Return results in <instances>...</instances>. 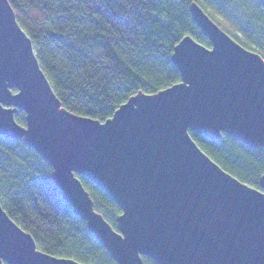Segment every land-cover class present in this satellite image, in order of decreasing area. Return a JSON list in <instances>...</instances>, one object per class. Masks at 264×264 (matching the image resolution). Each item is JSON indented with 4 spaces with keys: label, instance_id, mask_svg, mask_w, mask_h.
Returning a JSON list of instances; mask_svg holds the SVG:
<instances>
[{
    "label": "water",
    "instance_id": "95a60500",
    "mask_svg": "<svg viewBox=\"0 0 264 264\" xmlns=\"http://www.w3.org/2000/svg\"><path fill=\"white\" fill-rule=\"evenodd\" d=\"M211 46L184 36L172 60L181 80L139 91L101 121L63 106L9 0H0V135L24 139L52 165L73 211L117 264H264L262 189L225 170L190 131L264 146V57L197 2ZM26 113V124L15 114ZM78 175L122 209L116 228ZM0 264H85L38 248L0 202Z\"/></svg>",
    "mask_w": 264,
    "mask_h": 264
},
{
    "label": "trees",
    "instance_id": "16d2710c",
    "mask_svg": "<svg viewBox=\"0 0 264 264\" xmlns=\"http://www.w3.org/2000/svg\"><path fill=\"white\" fill-rule=\"evenodd\" d=\"M193 1L200 0H9L63 106L101 121L139 91L155 93L181 80L172 54L184 36L211 46L192 17ZM202 1L233 21L247 38L243 45L256 44L264 57V0H237L234 8L230 0ZM241 9L247 19L237 17ZM15 118L26 124L22 109ZM190 134L225 170L262 189L264 146L252 147L224 132L220 139ZM52 173L51 163L24 139L0 135V202L38 248L85 264H117L74 213ZM78 176L95 209L116 228L121 207Z\"/></svg>",
    "mask_w": 264,
    "mask_h": 264
},
{
    "label": "rangeland",
    "instance_id": "374dc122",
    "mask_svg": "<svg viewBox=\"0 0 264 264\" xmlns=\"http://www.w3.org/2000/svg\"><path fill=\"white\" fill-rule=\"evenodd\" d=\"M234 3H237V0H230L231 5L234 8ZM199 4L204 7L203 9L209 14V16L222 28L224 29L226 32H229L230 35L235 38L238 42H240L242 45L244 44V42L247 40L245 34L238 29V26L233 22L230 21V19H228L227 17H225L224 15H222L220 12H218L217 10H215L214 8L210 7L208 4L204 3L202 0L199 1ZM239 18L241 20L247 19L245 17L249 16L248 13L241 9V12L238 11V15ZM234 17H236L234 15ZM244 46V45H243ZM246 47V46H245ZM248 48V46L246 47ZM250 49V48H248ZM253 51L258 52V46L256 44H252L251 45V49Z\"/></svg>",
    "mask_w": 264,
    "mask_h": 264
}]
</instances>
